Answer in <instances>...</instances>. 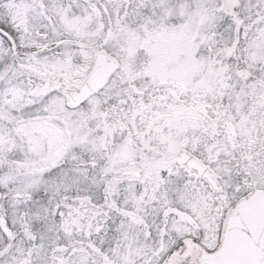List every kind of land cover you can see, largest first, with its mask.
I'll list each match as a JSON object with an SVG mask.
<instances>
[{
  "label": "snow or ice",
  "instance_id": "1",
  "mask_svg": "<svg viewBox=\"0 0 264 264\" xmlns=\"http://www.w3.org/2000/svg\"><path fill=\"white\" fill-rule=\"evenodd\" d=\"M0 264H264V0H0Z\"/></svg>",
  "mask_w": 264,
  "mask_h": 264
}]
</instances>
